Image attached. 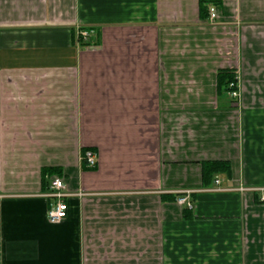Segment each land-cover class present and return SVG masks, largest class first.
<instances>
[{
    "label": "crops",
    "instance_id": "crops-1",
    "mask_svg": "<svg viewBox=\"0 0 264 264\" xmlns=\"http://www.w3.org/2000/svg\"><path fill=\"white\" fill-rule=\"evenodd\" d=\"M222 70L239 77L238 104ZM208 161L230 167L204 186ZM55 177L85 195L50 224ZM253 188L264 0H0V264H264Z\"/></svg>",
    "mask_w": 264,
    "mask_h": 264
},
{
    "label": "built area",
    "instance_id": "built-area-1",
    "mask_svg": "<svg viewBox=\"0 0 264 264\" xmlns=\"http://www.w3.org/2000/svg\"><path fill=\"white\" fill-rule=\"evenodd\" d=\"M217 16L216 8L211 7L209 9V20L213 21ZM93 32H86V31H79L78 35L82 38L83 41L88 40L90 35ZM228 94L229 96L235 100L237 104L240 101L241 98V87L239 83V77L238 75L235 76L234 80L229 83L228 85ZM87 167L93 168L96 166V157L94 153L91 150H86L84 152L83 158H82ZM221 185V180L216 178L214 180V186L217 189H220ZM241 191L247 190L246 188H239ZM260 190H264V188H259ZM250 191H255L258 189H248ZM177 203L180 205H185L188 209H192L193 204L190 199V195L193 193L192 190H182V191H177ZM84 196V193L78 192V193H70L66 190V186L64 184V181L60 177H55L51 179L48 191L47 193L44 194L47 198L51 200V203L49 205V208L47 210V220L50 224H57L64 220L67 215V204H66V199L68 197L72 196ZM263 197H260V201H263Z\"/></svg>",
    "mask_w": 264,
    "mask_h": 264
},
{
    "label": "trees",
    "instance_id": "trees-1",
    "mask_svg": "<svg viewBox=\"0 0 264 264\" xmlns=\"http://www.w3.org/2000/svg\"><path fill=\"white\" fill-rule=\"evenodd\" d=\"M203 1L200 2V10H204V5H203ZM78 41L80 42L81 45H87L90 42L89 41H83L82 38H78ZM236 74L230 70H222L220 72H218L217 75V88L218 90L221 89V87H223L225 89L226 92H228L229 88L228 85L230 82H232L235 78ZM85 152V151H84ZM84 168H86L85 166H83ZM230 165L227 162H223V161H208V162H203L202 163V182L204 186H208L211 183V178L213 177L214 173L216 172H222V171H227L229 169ZM86 169H93V168H89L87 167ZM57 173L58 169L57 168H44L42 170L43 175L45 174H49L52 175L53 173ZM255 200L258 203H264L262 201H260V197H258L257 195H255ZM186 211L190 212L191 209H188L186 207L185 209ZM186 212V213H188ZM188 215V214H186Z\"/></svg>",
    "mask_w": 264,
    "mask_h": 264
},
{
    "label": "rangeland",
    "instance_id": "rangeland-1",
    "mask_svg": "<svg viewBox=\"0 0 264 264\" xmlns=\"http://www.w3.org/2000/svg\"><path fill=\"white\" fill-rule=\"evenodd\" d=\"M210 21V20H209ZM214 21V20H213ZM213 21H210V22H213ZM95 29H96V27H94ZM94 28H92V27H87L86 28V32H95V29ZM93 34H91V36H92ZM240 87H241V85H240ZM235 101V100H234ZM94 168V167H93ZM209 189V188H208ZM255 191H260L261 192V197H263V199H264V190H260V189H258V190H255ZM250 192H253V191H250ZM264 201V200H263ZM185 206V205H184ZM249 229H250V231H252V227L250 226L249 227Z\"/></svg>",
    "mask_w": 264,
    "mask_h": 264
}]
</instances>
